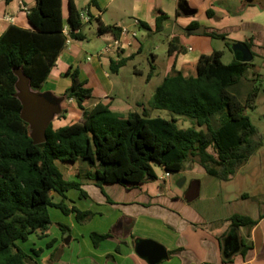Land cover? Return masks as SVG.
I'll return each instance as SVG.
<instances>
[{"label": "trees", "instance_id": "trees-1", "mask_svg": "<svg viewBox=\"0 0 264 264\" xmlns=\"http://www.w3.org/2000/svg\"><path fill=\"white\" fill-rule=\"evenodd\" d=\"M13 0H7V3ZM36 6L28 14L31 29L12 26L0 37V264H32L34 258L20 245L32 235L44 238L52 226L50 209L64 215L74 214L83 224L92 214L65 203L70 191L88 194L82 182H91L104 191L109 185L136 189L157 180L155 167L172 174L183 172L190 162L202 166L209 176L232 180L238 171L262 148L257 128L247 114L257 107L261 88H253L242 101L235 90L243 81H258V74L248 79L251 64L234 60L224 64L223 53L203 56L197 64V76L186 78L173 70L156 89L150 107L140 105V113L128 116L114 112L109 105L98 103L93 108L85 103L93 98V90L80 78L78 69L69 70L72 85L64 98L76 101L82 111L80 122L56 129L50 120L43 121L40 138L35 136L25 109L33 99L29 89L40 91L66 49L68 39L84 41L81 13L73 0L69 2L64 34L62 0H34ZM169 17L161 14L155 32L161 33ZM143 29H149L141 24ZM198 28L191 24L186 31ZM100 34L114 32L115 27L99 26ZM213 38L224 39L215 33ZM251 48L250 43H247ZM176 51L174 40L168 54ZM132 58L112 62V74ZM151 65L147 80L155 76ZM44 102L50 104L47 100ZM149 109L166 110L179 118H187L199 128H180L178 118H152ZM45 120V119H44ZM58 163L81 164L78 180H68ZM155 165V166H154ZM53 194L64 201L54 202ZM234 227L254 228L258 220L242 215L232 219ZM65 232L69 228L59 224ZM95 246L110 235L92 234ZM39 257L42 250H32Z\"/></svg>", "mask_w": 264, "mask_h": 264}, {"label": "crops", "instance_id": "crops-1", "mask_svg": "<svg viewBox=\"0 0 264 264\" xmlns=\"http://www.w3.org/2000/svg\"><path fill=\"white\" fill-rule=\"evenodd\" d=\"M69 2L62 0L65 27H69ZM73 2L81 14L89 17V22L83 23L95 24L98 38L107 44L116 35L114 32L101 35L99 26L115 27L119 31V27L127 26L133 30V22L139 21L149 29H143L140 25L138 42L133 50L100 58L97 55L104 50L86 57L82 43L70 39L57 67L43 86L47 90L41 92L29 89L33 99H43L50 103L53 99L63 98L72 85L68 71L78 69L80 78L94 92L93 98L85 103L86 107L93 108L103 103L114 112L128 116L141 112L139 106L144 104L142 102L147 96L136 79L144 74L137 65L140 57L145 58L149 68L152 64L156 67L155 76L147 82L151 83L154 78H158L160 85L173 70L186 78L196 77L199 60L215 52H222L225 58L230 48L233 57L230 63L239 61L242 54L234 51L237 44L248 47L247 43H250L251 48H248L253 59L247 64H254L257 58L263 61L264 66V0ZM35 6L34 0H13L10 3L0 0V37L12 26L31 29L28 14ZM161 14H166L169 20L164 23L162 32L156 33V22ZM194 23L198 28L186 31ZM199 29L204 30V33H197ZM213 33L224 39L209 35ZM160 34L167 38L166 56L158 54L161 47L153 42ZM173 40L175 47L184 48L185 51L169 55V46ZM129 58L132 60L117 75L134 63L133 77L128 79V84L120 85L113 78L111 64ZM68 103L75 105L76 110L73 112L78 117L77 122H80L82 111L76 101L69 100ZM53 125L58 129L68 124ZM60 164L67 169L68 176L58 163L66 179L78 180L79 164ZM188 166L192 175L203 179H194L183 193L173 189L171 178L163 186L158 182L164 173L158 166L155 168L157 180L148 181L136 189L109 185L103 191L91 182H82V189L88 197L84 198L76 191L74 200L67 195L65 203L69 209L90 212L91 218L80 224L74 214L69 215L67 221L56 213V224L67 225L69 230L63 232L59 227L55 233L50 230L44 238L32 235L28 242V254L36 261L32 264H150L137 251L143 241L157 243L169 254L167 259L157 264H264V183L261 176L264 164H252L249 161L232 180L225 182L209 176L195 162L188 163L186 168ZM74 169L78 171L74 173ZM247 169L253 170L251 175L243 176L244 183L249 182L250 186H233ZM53 197L55 203L64 201L59 195L53 194ZM235 215L259 222L252 229L243 226L237 228L231 221ZM94 233L110 235V238L95 246L91 238ZM33 249L42 250L43 253L37 257L31 253Z\"/></svg>", "mask_w": 264, "mask_h": 264}, {"label": "rangeland", "instance_id": "rangeland-1", "mask_svg": "<svg viewBox=\"0 0 264 264\" xmlns=\"http://www.w3.org/2000/svg\"><path fill=\"white\" fill-rule=\"evenodd\" d=\"M82 32L86 36V39L84 41H79V43H82L83 48L86 51V57H91L99 53L100 51H103L107 47V42H105L103 39H99L97 35V27L96 25H89L87 23L84 24V27L82 29ZM167 38L165 35H157L154 39V43L159 45L161 47L160 51H158L159 55L166 56L167 54ZM227 55L225 58H223V63L228 64L230 63V59H232V51L227 49ZM137 61V65H139L140 69L144 71L143 75H140L136 77L138 80V83L141 84L145 90L146 100H144L142 103L146 104L147 107H150V104L153 100L152 96L155 95L156 89L160 85V80L158 78H154L151 83L147 82L148 78V72L150 70L149 65L146 63L145 58L140 57ZM140 63V64H139ZM133 65L134 63H131L125 71H123L120 75L112 74L113 78L117 79L120 85L128 84L130 77H133ZM250 69V75L248 76V79H252V75L258 74V81L256 82H250V81H243L235 90L240 95V98L242 101H245L248 93L255 87L261 88L260 95L257 100V107L254 110L248 109L247 114L250 117L252 123L257 128L259 135L262 139L263 146L262 148L249 160L252 164H264V66L263 61L256 58L254 64H251ZM47 90V87H43L40 91L45 92ZM59 102H55L52 100L50 104L47 102L45 103L44 100H28L25 104V109L27 111L28 121L30 125H33L34 123V132L35 136L37 138H40L41 129L43 126V121H46L45 124H48V122L51 120L52 123L58 125H71L73 123H76L78 120V117L73 112L76 110L75 105L69 104L68 99H65L64 97L58 100ZM143 104V105H144ZM150 116L152 118H163L167 120H173V118H178L179 121L177 122L178 127L180 128H196L199 130V128L194 124V122L187 118H179L172 114L169 111L166 110H154L149 109ZM45 119V120H44ZM61 122V123H60ZM41 139V138H40ZM60 168L65 172L66 176H68L67 169L63 166V164L59 163ZM155 166V165H154ZM84 167L81 164L77 166V168ZM156 168V167H155ZM251 169V167H250ZM247 169L244 171L239 177L237 183H234L233 186L237 188H244L250 186V183L247 182V184L244 183L243 176L245 175H251L253 170ZM74 173L78 170L74 169L72 170ZM262 181L264 183V170L262 172ZM203 179L201 176H194L191 174L189 166L180 173H174L171 177V184L174 190L183 193L189 189L191 186V183L194 179ZM254 179V178H253ZM184 180L186 181L185 183ZM241 180L243 183H241ZM252 181V180H251ZM225 182V181H224ZM182 184L183 186H180ZM76 191H70L67 195L69 199L74 200V197L76 196ZM51 215H52V226L50 230H52L53 233L59 228V226L56 224L57 218L56 213L60 214L62 218L69 221V217L64 215L60 210L51 208L50 209ZM65 223V221L63 222ZM67 223V222H66ZM64 225V224H63ZM67 226V225H65ZM29 243L27 244H21L20 247L26 252L29 253ZM32 253V252H31ZM33 254V253H32Z\"/></svg>", "mask_w": 264, "mask_h": 264}, {"label": "built area", "instance_id": "built-area-1", "mask_svg": "<svg viewBox=\"0 0 264 264\" xmlns=\"http://www.w3.org/2000/svg\"><path fill=\"white\" fill-rule=\"evenodd\" d=\"M81 18L83 22H89V17L85 14H81ZM139 21H134L133 26L134 29L132 30L130 27L122 26L119 27L120 35L119 37H115L109 44H107L106 49L101 52L97 57H103L109 54H121L123 52L133 50L135 45L138 42V35H139ZM64 34L69 38L70 29L69 27L64 28ZM70 38L68 39L67 43H70ZM171 173L165 172L158 178V182L163 186L166 184L167 180L171 178Z\"/></svg>", "mask_w": 264, "mask_h": 264}, {"label": "water", "instance_id": "water-1", "mask_svg": "<svg viewBox=\"0 0 264 264\" xmlns=\"http://www.w3.org/2000/svg\"><path fill=\"white\" fill-rule=\"evenodd\" d=\"M199 31L204 33V30L202 29L196 30L197 33ZM234 51L240 52L242 54V57L239 60L242 63H249L253 59L250 49L245 44H237L234 47ZM53 101L59 102L55 99H53ZM180 186H182V184ZM67 243H69V241H67ZM137 251L142 257L147 258L150 264H157L163 259H167L169 257V254L162 246L152 241L141 242L138 245Z\"/></svg>", "mask_w": 264, "mask_h": 264}]
</instances>
